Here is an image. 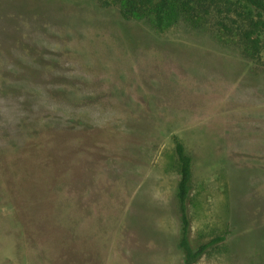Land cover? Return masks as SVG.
Returning a JSON list of instances; mask_svg holds the SVG:
<instances>
[{"label": "rangeland", "instance_id": "1", "mask_svg": "<svg viewBox=\"0 0 264 264\" xmlns=\"http://www.w3.org/2000/svg\"><path fill=\"white\" fill-rule=\"evenodd\" d=\"M264 264V58L203 20L162 31L98 0H0V264Z\"/></svg>", "mask_w": 264, "mask_h": 264}, {"label": "trees", "instance_id": "2", "mask_svg": "<svg viewBox=\"0 0 264 264\" xmlns=\"http://www.w3.org/2000/svg\"><path fill=\"white\" fill-rule=\"evenodd\" d=\"M103 7L117 6L125 20H145L155 30L162 31L176 14L192 21L203 20L224 39L239 47L243 56L254 64L264 58V0H98ZM174 152L178 181L175 200L179 217L178 247L184 264H196L199 257L224 241L220 235L200 244L190 242L191 220L189 201L192 191V159L176 138Z\"/></svg>", "mask_w": 264, "mask_h": 264}]
</instances>
